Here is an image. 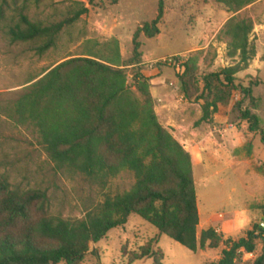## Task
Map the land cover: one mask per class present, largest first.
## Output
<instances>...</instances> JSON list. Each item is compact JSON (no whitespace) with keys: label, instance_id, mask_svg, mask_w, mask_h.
I'll use <instances>...</instances> for the list:
<instances>
[{"label":"trees","instance_id":"16d2710c","mask_svg":"<svg viewBox=\"0 0 264 264\" xmlns=\"http://www.w3.org/2000/svg\"><path fill=\"white\" fill-rule=\"evenodd\" d=\"M216 1L237 14L257 0ZM53 3L0 0V31L10 44L28 46L43 56L57 47L64 28L89 13L84 4L73 2L77 7H68L61 21H54L53 16L31 17L32 7L46 8ZM164 13V0H159L157 18L143 23L133 35L132 57L126 66L134 69V86L128 84L127 69L121 68L118 42L114 41L116 61L90 52L86 57L59 63L29 85L8 110L17 124L36 130L58 170L83 176L103 190L122 172L132 174L135 182L128 192L105 194L83 218L65 219L49 213L47 192L13 190L0 171V264H81L91 244L124 227L132 215L194 253L224 245L216 264H237L242 250L254 251L256 231L264 238L260 225L238 240L223 241V234L215 228L198 233L200 216L192 157L161 123L151 95V79L143 74L140 36H158ZM252 31L251 20L235 15L227 22L221 34L229 56L238 57L239 62L204 76L202 90L196 78L197 57L191 56L177 68L184 95L189 100L205 101L202 120L209 117L211 108L228 105L235 95V75L256 56L249 42ZM242 89L245 96L251 95V88ZM241 113L249 132L260 133L264 144L259 117L250 110ZM261 210L264 218V205ZM152 247L150 242L133 252L128 264L154 258ZM154 264H160L159 260L154 259ZM254 264H264V252Z\"/></svg>","mask_w":264,"mask_h":264},{"label":"rangeland","instance_id":"374dc122","mask_svg":"<svg viewBox=\"0 0 264 264\" xmlns=\"http://www.w3.org/2000/svg\"><path fill=\"white\" fill-rule=\"evenodd\" d=\"M73 2L84 4L89 13L64 28L57 47L43 56L36 55L28 46L10 44L0 31V171L7 176L13 190L47 192L49 213L65 219L83 218L88 209L102 202L105 194L130 191L135 182L132 174L122 172L103 190L83 176L58 170L40 144L36 130L17 124L9 117L8 110L29 85L59 63L86 57L90 52L98 54L99 58L116 61L114 41L118 42L121 68L127 69L128 84L134 86V69L126 66L132 57L133 35L143 23L154 21L159 12V0H54L46 8L32 7L30 14L33 18L53 16L54 21H61L68 7H77ZM164 6L160 34L152 39L140 36L144 60L181 56L179 58L185 63L191 56L197 57L196 78L200 90L204 87V76L239 62L238 57L229 56L221 34L227 22L236 15L253 23L249 42L256 56L245 70L235 75L238 89L228 105L211 108L206 120H202L205 101L189 100L184 95L177 67L168 65L159 69L162 72L159 79H169L178 85H174L179 87V91L175 90L177 100L193 110L188 115L185 109V114L192 119V128L200 131L194 138L197 154L194 151L190 154L194 162L203 161L201 167L193 166L200 216L198 233L215 228L223 234V241L238 240L264 222L261 210L264 205V144L260 133L249 132V125L241 115L242 111L250 110L259 117L260 128L264 130V0H257L237 14L230 13L216 0H164ZM143 68L144 75L145 71H153L146 66ZM148 76L154 78L152 74ZM242 88H251V95L245 96ZM155 106L160 105L155 102ZM186 116L179 120L186 122ZM161 123L171 134H176L175 126ZM213 126L231 128L226 141L215 143V138L210 139L209 131ZM174 137L193 145L180 136ZM198 148L202 154H198ZM245 214L253 216L250 230H241L234 238L229 237L235 219ZM259 234L260 231H256L253 256L243 251L237 264H254L263 254L264 238ZM150 242L156 253L154 258L133 264H154V259L160 264H216L225 249L221 245L194 253L160 235L139 216L132 215L124 227L111 230L98 244H91L90 253L81 264H128L131 254Z\"/></svg>","mask_w":264,"mask_h":264},{"label":"crops","instance_id":"0c3cea01","mask_svg":"<svg viewBox=\"0 0 264 264\" xmlns=\"http://www.w3.org/2000/svg\"><path fill=\"white\" fill-rule=\"evenodd\" d=\"M143 61L144 56H143ZM149 74L154 75V78L151 79V95L154 100V102H157L159 99H163L165 101V105H162L159 103L160 106H155V111L158 117L165 125L176 127V137L180 136L182 139H187L191 142H193V145H191L188 149V152L192 155V152L194 151L196 153V145L194 142V138L197 137L200 134L199 129L192 128L193 121L190 117H187L190 113L193 112L192 109L187 108L188 104H181L179 103V99L177 100V92L175 91V87L177 84L175 82H171L169 79L161 80L159 79V76H161L162 72L161 70H153L151 71H145V75L147 77ZM176 84V85H175ZM167 85V86H166ZM175 85V86H174ZM178 86V85H177ZM166 87V89H165ZM167 87L169 89H167ZM175 87V88H174ZM165 106V108H163ZM178 107V109L175 110V108ZM185 109L188 111V115L185 114ZM175 111V112H174ZM190 111V113H189ZM200 115V113L198 112ZM187 115V116H186ZM198 115V117H199ZM186 116V122H181V118H184ZM164 118V119H163ZM216 119H220V117H217ZM226 120V119H225ZM185 121V120H184ZM184 127V129L187 131L186 134H181V129ZM192 144V143H191ZM200 148H198V154H202L199 152ZM197 154V153H196ZM193 161V166L201 167L203 164V161L197 160L196 162ZM252 215L245 214L242 217H237L235 221L233 222L234 225L229 231V237L234 238V235H236L238 232L240 233L241 230H250V223L252 221Z\"/></svg>","mask_w":264,"mask_h":264},{"label":"built area","instance_id":"2783aa9c","mask_svg":"<svg viewBox=\"0 0 264 264\" xmlns=\"http://www.w3.org/2000/svg\"><path fill=\"white\" fill-rule=\"evenodd\" d=\"M179 57H181V56H173L170 58H163V59H158V60H153V61H145L143 63V65L148 67V69H150V70H159L158 66L160 64L169 65V66L172 65V66H176L177 68H179L183 63V60H181V58H179ZM176 90L179 91V88H176ZM161 102H162L161 99L157 100L158 104ZM230 129H231L230 127H225V126L224 127L213 126V127H211V129L209 131V137H210V139L215 138V143H218V142L223 143L224 141H226V134ZM186 132L187 131L183 127L181 129V134H186ZM172 134L175 136V132ZM178 141L182 145V147L188 152V148L191 145H189L188 142H186V141H180V140H178ZM220 217L222 218L223 215H220ZM259 225L262 229H264V222H261ZM241 252H243V250ZM253 254H254V252L246 253V255H248V256H253Z\"/></svg>","mask_w":264,"mask_h":264}]
</instances>
